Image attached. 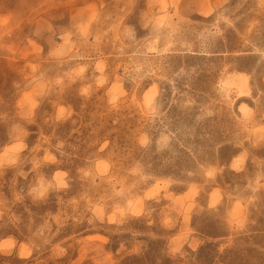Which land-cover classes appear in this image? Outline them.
Instances as JSON below:
<instances>
[{
    "label": "rangeland",
    "instance_id": "rangeland-1",
    "mask_svg": "<svg viewBox=\"0 0 264 264\" xmlns=\"http://www.w3.org/2000/svg\"><path fill=\"white\" fill-rule=\"evenodd\" d=\"M0 264H264V0H0Z\"/></svg>",
    "mask_w": 264,
    "mask_h": 264
}]
</instances>
